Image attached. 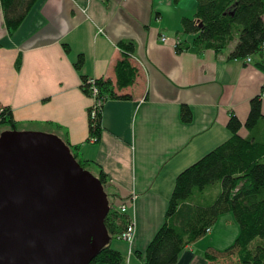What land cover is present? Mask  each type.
Returning a JSON list of instances; mask_svg holds the SVG:
<instances>
[{
	"label": "crops",
	"instance_id": "obj_1",
	"mask_svg": "<svg viewBox=\"0 0 264 264\" xmlns=\"http://www.w3.org/2000/svg\"><path fill=\"white\" fill-rule=\"evenodd\" d=\"M195 8V0H37L10 37L0 7V109H11L17 131L79 146L90 172L103 173L135 229L131 243L110 244L124 264H142L178 174L229 138L230 115L244 121L264 85L256 57L227 59L232 46L220 54L192 47L176 52L181 22ZM121 42L134 46L128 63L136 75L126 91L131 99L105 102L100 140L91 143L92 100L81 89L82 78L113 80ZM79 55L84 63L77 70ZM182 105L192 114L188 124L180 120ZM237 233L231 216H222L176 264H224L204 253L226 249Z\"/></svg>",
	"mask_w": 264,
	"mask_h": 264
},
{
	"label": "trees",
	"instance_id": "obj_2",
	"mask_svg": "<svg viewBox=\"0 0 264 264\" xmlns=\"http://www.w3.org/2000/svg\"><path fill=\"white\" fill-rule=\"evenodd\" d=\"M37 0H0L3 21L8 36H13ZM177 1V0H174ZM196 8L190 18L181 22V38L176 52L190 47L197 52L212 50L216 54L231 48L228 60L256 57L255 66L264 73V0H195ZM189 36L190 40L184 39ZM1 47V46H0ZM121 58L114 67V79H95L99 98L130 100L126 92L135 80V71L128 63L134 52L132 42L119 43ZM20 56L16 60L19 68ZM84 59L77 57L74 67L80 70ZM86 78L81 89L91 97ZM259 95L249 101V112L244 121L231 114L226 128L230 136L223 143L202 156L178 174L168 201L164 222L147 245L142 264H176L181 252L210 234L218 220L231 216L238 228L234 242L222 251H205L208 261L222 259L224 264H264V115ZM89 139L99 142L101 116L90 118ZM180 120L188 124L192 114L187 105L180 108ZM16 129L11 109H0V126ZM79 165L90 172V162L79 155V146H70ZM91 173V172H90ZM92 174V173H91ZM93 175V174H92ZM102 183L110 211L104 226L110 242L103 247L90 264H124L122 254L111 247V242L126 230L127 220L118 194L108 185L101 171L95 176Z\"/></svg>",
	"mask_w": 264,
	"mask_h": 264
},
{
	"label": "water",
	"instance_id": "obj_3",
	"mask_svg": "<svg viewBox=\"0 0 264 264\" xmlns=\"http://www.w3.org/2000/svg\"><path fill=\"white\" fill-rule=\"evenodd\" d=\"M102 183L52 134L0 137V264H90L110 242Z\"/></svg>",
	"mask_w": 264,
	"mask_h": 264
},
{
	"label": "built area",
	"instance_id": "obj_4",
	"mask_svg": "<svg viewBox=\"0 0 264 264\" xmlns=\"http://www.w3.org/2000/svg\"><path fill=\"white\" fill-rule=\"evenodd\" d=\"M247 61L249 62V59H247ZM87 85L89 86V92L91 95L90 98L92 100L91 109H90V118L95 119L99 112L102 113V109L105 102L99 98V92L95 83V79H88ZM95 141L96 140L94 138L89 139V142L91 143H95ZM120 209L122 212H125L126 211L125 204L121 203ZM134 233H135L134 225L130 223L126 228V230L118 236V239L124 242L131 243L134 239Z\"/></svg>",
	"mask_w": 264,
	"mask_h": 264
},
{
	"label": "rangeland",
	"instance_id": "obj_5",
	"mask_svg": "<svg viewBox=\"0 0 264 264\" xmlns=\"http://www.w3.org/2000/svg\"><path fill=\"white\" fill-rule=\"evenodd\" d=\"M230 49L226 50V52H228ZM9 131V127L6 125H1L0 126V137L3 134V132Z\"/></svg>",
	"mask_w": 264,
	"mask_h": 264
}]
</instances>
